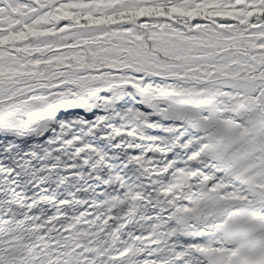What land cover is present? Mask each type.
Masks as SVG:
<instances>
[{
	"label": "snow or ice",
	"instance_id": "6c2138e0",
	"mask_svg": "<svg viewBox=\"0 0 264 264\" xmlns=\"http://www.w3.org/2000/svg\"><path fill=\"white\" fill-rule=\"evenodd\" d=\"M0 264H264V0H0Z\"/></svg>",
	"mask_w": 264,
	"mask_h": 264
},
{
	"label": "trees",
	"instance_id": "16d2710c",
	"mask_svg": "<svg viewBox=\"0 0 264 264\" xmlns=\"http://www.w3.org/2000/svg\"><path fill=\"white\" fill-rule=\"evenodd\" d=\"M143 19V18H142Z\"/></svg>",
	"mask_w": 264,
	"mask_h": 264
}]
</instances>
